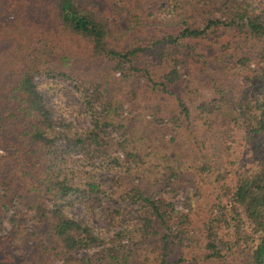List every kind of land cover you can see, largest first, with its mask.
I'll return each instance as SVG.
<instances>
[{"label":"trees","instance_id":"16d2710c","mask_svg":"<svg viewBox=\"0 0 264 264\" xmlns=\"http://www.w3.org/2000/svg\"><path fill=\"white\" fill-rule=\"evenodd\" d=\"M111 5L0 0V148L7 151L0 155V223L16 201L35 210L38 223L30 233L13 217L10 235L1 234L0 224V257L6 259L0 264H19L11 256L20 245L18 236L37 241L21 264H44L47 255L63 264H169L174 252L180 253L179 262L189 252L201 264L234 257L239 264H264V6L257 11L248 0H147L143 21L114 31ZM36 30L44 32L45 41L50 38L44 51L24 43ZM120 33L137 44L122 45ZM61 34L83 40L93 54L114 61L116 69L129 64L131 77L148 76L155 101L147 109L154 119L140 134L131 130L140 117L133 116L128 128L120 117L124 102L109 94L106 83L83 85L70 65L54 62L58 54L48 44ZM204 41L214 48L199 49ZM50 55L52 61L46 59ZM188 64L203 73L212 93L198 108L179 93L189 87L181 72ZM40 74L72 82L91 117L90 128L68 131L72 122L54 115L36 83ZM217 119L226 126L225 139L230 131L239 136L245 163L239 168L214 154L198 156L194 149L197 168L212 178L215 195L197 231L174 200L182 190L198 194L183 173L189 148L179 150L172 143L176 137L170 142L160 130L166 122L175 123L178 133L185 126L202 149L205 141L199 137L213 132ZM73 151L99 159L102 166L82 179L72 177L65 166ZM108 168L119 174L104 187L98 172ZM107 198L131 200L136 210L111 208ZM76 203L90 214L103 205L113 235L103 237L91 218L73 216L69 208ZM88 249L93 251L89 257L77 256Z\"/></svg>","mask_w":264,"mask_h":264},{"label":"rangeland","instance_id":"374dc122","mask_svg":"<svg viewBox=\"0 0 264 264\" xmlns=\"http://www.w3.org/2000/svg\"><path fill=\"white\" fill-rule=\"evenodd\" d=\"M93 1L105 3H109V1L112 2V5L110 6L112 12L111 15L108 14V16L110 17L111 27L114 28V31H117L116 29L119 26L123 27L124 24L127 25L145 19V15H142L141 12L147 7V0ZM248 1L250 2L251 7L257 11L264 6V0ZM162 5L165 6L166 2L163 1ZM45 36L46 35L43 31H31L29 41L24 40V43H29L33 47L39 48L40 51H44L45 44L50 41V38L45 41ZM117 36L122 38L120 42L124 46L127 45V43H129V45L137 44L136 39H128L124 37L122 33ZM225 42L226 41H223L221 46ZM210 43L211 42L204 41L199 46V49L208 52L211 48H214L213 46H210ZM5 45L6 44H3L1 50H5ZM48 46L49 51H56L58 54V57L54 62L63 67L67 64L70 65L76 74H78L75 79L79 83L83 85H93L94 83L100 82L106 83L109 94L123 100L124 106L120 110V112H122L120 117L128 128H130L131 118L133 116L136 115L137 117H140L138 122L133 125V129H131L133 132L140 134L146 126L151 124L150 119L154 118L152 117V112L147 109V105H152L154 103L155 92H153L152 84L146 74L138 72L132 77L129 76L128 71L126 70V68L129 67V64H126L124 70L121 68L116 69V63L114 61L93 54L91 52L92 49L79 38L70 37L68 35H62L59 37L56 35L55 40L50 42ZM46 59L52 61L53 58L50 55V57H47ZM181 72L183 74L182 77L187 79L189 87L186 91L179 90V93L184 94L187 101L192 106L198 108L201 103L210 98L212 94L210 88H208V84L204 81L205 77L203 76V73L196 70V66L193 64H188L186 67H183ZM197 76H200V79H197ZM36 83L46 96L48 105L53 110L54 115L72 122L73 129L68 131L90 128L92 123L91 117L85 110L81 97L76 91L75 86L67 77L63 75L54 77L49 74H40L36 77ZM139 105L140 108H137ZM166 123L167 126H164L160 130V136L164 137L165 135V138L168 140L172 139V137H176L175 141L170 140V142L172 141L174 145L176 144L179 150L182 148H189V156L184 162L186 168L183 170V173L188 178L187 180L190 182L192 181V186L190 185L189 189L193 187V192H198V194L194 196L193 194L189 195V191L185 192L182 190L179 196L174 199L175 205L178 210H183L188 213L191 226L194 230L200 231L202 229L203 220H205L211 213L215 195L210 188L212 185V178L199 171L197 168L199 160L195 159L196 154L194 153V149L198 156L203 153L214 154L219 158L218 161L221 160L227 163L233 162L236 164L235 166H239V168L244 166L246 153L237 134H233L232 131H230L226 139L223 137L221 132L226 129V126L221 123L220 119H217L214 123L213 132H208L207 135L199 137L201 141L202 139L205 141L201 145L203 146L202 149L195 145L189 130L185 126L182 129V133H178L179 129L175 128V123ZM207 128L208 125L200 126V131L202 132L203 130L205 132ZM116 133L117 132L115 131L114 135H116ZM0 155H7V151L3 147L0 148ZM120 155L123 156L122 153H120ZM94 166H102L99 159L88 157L83 152L73 151L72 154H70L65 170L66 173L70 172L72 177H79L82 179V177L91 171ZM118 174L119 172L117 169H103L98 172V179L104 187H108L111 184L112 179L117 177ZM45 201L47 206L50 207L52 205V201L49 197H45ZM105 202L108 203L111 208H121L125 211L131 210L132 212H135L137 206L136 203L128 199L109 200V198H107L105 199ZM69 212L78 218H91L96 233L103 237H111L115 231L113 227L104 221L106 211L105 207L101 204H98L91 214L83 203H76L70 206ZM13 217L18 219L19 224L24 227V231L34 233L37 230L38 223L35 220V210L28 209L20 201H16L15 206H12L11 210L3 214V219L0 223L2 226L1 234H12ZM197 236L200 238L201 232H199ZM202 240L203 239H201V241ZM15 242L20 245H16L11 250V256L13 257L14 263L21 264V261H25L28 257L27 255L35 249L37 241L31 238L23 239V237L18 236V239H16ZM92 253L93 251L88 249L79 251L77 256L80 258H86ZM144 253L147 255L146 251H144ZM142 255L144 256V254ZM179 255V252H174L171 255V261L169 264H201L191 260L190 257L193 256V254L189 252L186 253V259L181 262L178 261ZM149 256L151 259L152 256L150 254ZM4 262H6V259L0 257V263ZM44 264L63 263L57 257L47 255ZM132 264L140 263L134 261ZM149 264H153V261L151 260ZM204 264H239V260H236L234 257L233 260L219 259Z\"/></svg>","mask_w":264,"mask_h":264}]
</instances>
